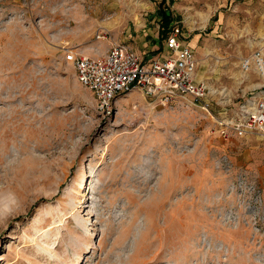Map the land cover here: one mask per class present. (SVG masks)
Segmentation results:
<instances>
[{
	"label": "rangeland",
	"instance_id": "374dc122",
	"mask_svg": "<svg viewBox=\"0 0 264 264\" xmlns=\"http://www.w3.org/2000/svg\"><path fill=\"white\" fill-rule=\"evenodd\" d=\"M160 8L210 112L138 88L100 110L67 49L163 57ZM263 45L264 0H0V196L19 201L0 264H264V137L223 134L264 84L241 67Z\"/></svg>",
	"mask_w": 264,
	"mask_h": 264
},
{
	"label": "built area",
	"instance_id": "2783aa9c",
	"mask_svg": "<svg viewBox=\"0 0 264 264\" xmlns=\"http://www.w3.org/2000/svg\"><path fill=\"white\" fill-rule=\"evenodd\" d=\"M107 36L108 31L102 30L97 39L105 40ZM165 45L168 56L149 61L126 42H111L100 55H88L77 48H68L66 58L102 111L109 110L120 95L138 88L151 99L164 103L187 101L210 112L213 92L205 80L196 77L198 61L195 49L187 44L177 28L169 31ZM241 67L245 72L254 70L264 78V45L254 48L250 55L244 57ZM227 126L223 130L226 137L229 129L264 137V84L243 101L236 121Z\"/></svg>",
	"mask_w": 264,
	"mask_h": 264
},
{
	"label": "clouds",
	"instance_id": "9594fccd",
	"mask_svg": "<svg viewBox=\"0 0 264 264\" xmlns=\"http://www.w3.org/2000/svg\"><path fill=\"white\" fill-rule=\"evenodd\" d=\"M18 207L19 201L15 194L9 193L7 196H0V221L13 215Z\"/></svg>",
	"mask_w": 264,
	"mask_h": 264
},
{
	"label": "crops",
	"instance_id": "0c3cea01",
	"mask_svg": "<svg viewBox=\"0 0 264 264\" xmlns=\"http://www.w3.org/2000/svg\"><path fill=\"white\" fill-rule=\"evenodd\" d=\"M172 24H173V21H172V23H171V25L169 26V31H171L172 29H175V27H173L172 26ZM168 30V29H167ZM169 31L168 32H166L165 33V35L163 36L164 37V41L166 42V38H167V36H168V34H169ZM185 38V41L187 42V44H189L191 47H193L192 46V44H191V42L190 41H188L187 39V37H184ZM110 44L111 43H109V42H101V47H100V50H98V52H95V54L96 55H100V54H102V53H104L109 47H110ZM158 43H156L155 45H157ZM165 48H166V45H165ZM194 48V47H193ZM153 50H155V49H153ZM166 51H167V49H166ZM144 54L145 55H141L146 61H149V60H151V59H155V58H161V59H164L165 57H167L168 56V51H167V54L166 55H164L163 57H160V56H157V55H155V53H150V51H145L144 52Z\"/></svg>",
	"mask_w": 264,
	"mask_h": 264
},
{
	"label": "trees",
	"instance_id": "16d2710c",
	"mask_svg": "<svg viewBox=\"0 0 264 264\" xmlns=\"http://www.w3.org/2000/svg\"><path fill=\"white\" fill-rule=\"evenodd\" d=\"M159 14L161 16L162 27H163V30H164V33H163L162 36H164L165 33L167 32V29L171 25L173 19H172L171 15L169 13H167L165 10H161V8H160Z\"/></svg>",
	"mask_w": 264,
	"mask_h": 264
},
{
	"label": "bare ground",
	"instance_id": "6f19581e",
	"mask_svg": "<svg viewBox=\"0 0 264 264\" xmlns=\"http://www.w3.org/2000/svg\"><path fill=\"white\" fill-rule=\"evenodd\" d=\"M56 241H58V242H59V245H60L61 239H56ZM59 245H58V246H59Z\"/></svg>",
	"mask_w": 264,
	"mask_h": 264
}]
</instances>
